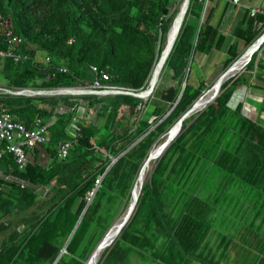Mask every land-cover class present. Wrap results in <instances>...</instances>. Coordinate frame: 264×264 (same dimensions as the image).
<instances>
[{
    "label": "trees",
    "instance_id": "trees-1",
    "mask_svg": "<svg viewBox=\"0 0 264 264\" xmlns=\"http://www.w3.org/2000/svg\"><path fill=\"white\" fill-rule=\"evenodd\" d=\"M179 1L0 0V50L9 49L11 37L21 38L12 47L24 56L18 62L0 56V85L57 89L99 84V90L139 93L149 87ZM165 9L169 12L162 23ZM207 10L202 0H190L161 73L170 71L173 84L158 85L148 100L126 93L27 96L0 91V115L11 114L28 126L39 119L49 123L48 140L29 150L24 170L10 152L0 158V264H53L60 254L56 264H88L115 217L130 205L151 150L212 86L203 76L198 84L190 80L197 53L209 54L226 40ZM263 33L264 15L250 12L234 31L245 48ZM241 55L238 42L231 43L223 70ZM256 59L257 52L245 71L254 69ZM248 80L244 72L229 78L204 111L183 121L144 183L127 224L97 264L130 249L150 253L154 264H193L215 223L212 213L224 208L221 198H236L239 189L246 190L248 206L264 217V127L229 106L237 87ZM73 97L96 108V115L77 116L79 103ZM61 102L68 108L63 113L57 110ZM187 134L192 135L189 146ZM69 140L76 141L68 157L58 160V146ZM5 147L0 140V151ZM228 187L235 191L227 193ZM237 239L225 254L226 264H264V227L249 221Z\"/></svg>",
    "mask_w": 264,
    "mask_h": 264
},
{
    "label": "crops",
    "instance_id": "crops-1",
    "mask_svg": "<svg viewBox=\"0 0 264 264\" xmlns=\"http://www.w3.org/2000/svg\"><path fill=\"white\" fill-rule=\"evenodd\" d=\"M252 8H259L261 10L260 14L264 15V0H241L238 5H234L231 0H211V3L207 8L209 10L208 13H211V23L218 28L219 33L224 35L226 40L221 48L213 49L209 54L197 53V55L199 54L202 57L205 56V59L208 60V64L215 66L218 58L225 59L227 57V50L231 43L238 42L239 50H243L244 41L238 40L234 35V31L239 23L248 16ZM259 61L261 64L258 66ZM201 67L204 70V67ZM244 74L249 80L247 83L241 84L237 87L229 102V106L232 109L238 110L245 118L264 127V42L259 46L257 51V59L255 61L254 69L251 71H245ZM227 189V193L230 194L235 191L234 187H228ZM239 191L241 193L236 198L231 196L230 199L240 201V209L233 210V217L231 220L225 218L228 221V228L220 229L219 231L222 232L223 230H226L229 232L228 237L230 239L228 240L227 238L225 241V245L227 246L226 252L232 250L234 243L238 240L239 228L245 223L251 221L249 212H255L254 207H249L247 204L248 196L246 197V190L239 189ZM253 203H257V199H253ZM216 209L218 211L216 210L212 213V215L215 216L214 220L216 216L220 215L218 207ZM236 213H239V215L236 216ZM224 223L225 222H222V224ZM216 226V223H214L210 229H215ZM211 247L212 245L206 246L207 249H210ZM225 254L220 261L218 260L219 257L214 259L209 258V256H206L204 253L200 256L197 254L198 257L195 258L193 264H203L204 261H214L219 262V264H226L227 259ZM154 260L155 259L152 255L148 252H142L138 249H130L126 254L122 253L117 256L116 264H154ZM231 262L232 261H230V263Z\"/></svg>",
    "mask_w": 264,
    "mask_h": 264
},
{
    "label": "rangeland",
    "instance_id": "rangeland-1",
    "mask_svg": "<svg viewBox=\"0 0 264 264\" xmlns=\"http://www.w3.org/2000/svg\"><path fill=\"white\" fill-rule=\"evenodd\" d=\"M183 1L182 0L181 2L179 1L176 5V7L174 6V8L172 9L173 11L175 9H177L176 11V18L175 20L173 21V23H175L176 19H177V16L179 15L180 13V9H181V6L183 4ZM173 25V24H172ZM171 25V26H172ZM168 35V34H167ZM166 44V43H165ZM165 44L162 45V48L165 47ZM246 48L244 47L242 51L245 50ZM258 51V50H257ZM256 51V52H257ZM40 59H43V58H40ZM44 60V59H43ZM225 59H221V58H218L217 59V63L215 66H212L211 64H208V60L205 59V56L202 57L200 56L199 54L196 56V59H195V62L193 63V71H192V74H191V77H190V80L193 84H198L199 83V77H204L207 81V83L211 86L215 83V81L222 75V73H224L225 71L223 70V62H224ZM203 66L204 67V70L203 68L201 67ZM246 70V67L242 69V71H240L239 73H237L236 75L234 76H237L243 72H245ZM163 76V77H162ZM232 76V77H234ZM231 77V78H232ZM1 79L0 78V84H1ZM158 83L156 85V87L159 85H161L162 87H166V86H169L170 84H173V79H172V74L170 71H164L163 74L160 75L159 79H158ZM1 86H4V85H1ZM6 87V86H4ZM155 87V89H156ZM9 88V87H7ZM95 90L97 89L96 86H94ZM11 89V88H10ZM14 89V88H12ZM27 89H31V90H50V89H32V88H27ZM106 89H112V88H106ZM154 89V90H155ZM206 91V90H205ZM205 91L203 92V94L205 93ZM154 92V91H153ZM153 94V93H152ZM151 94V95H152ZM69 95H72V96H79L77 94H69ZM82 95V94H81ZM150 95V96H151ZM149 98V97H148ZM148 98L146 100H148ZM71 100L73 101H76L79 103V105L77 106V111H76V114L77 116L79 117H89V118H93L95 115H96V108H92V107H89L87 105V102L82 99V98H78V97H73ZM210 105V104H209ZM208 107V106H207ZM206 109V107L204 108ZM58 112L60 113H63L65 111L68 110V108L63 104V102L60 103V105L58 106ZM204 110H199L197 112H202ZM128 114V112H127ZM132 121V120H131ZM76 128V127H75ZM170 133V132H169ZM188 135V134H187ZM187 140H186V145L189 146V144L191 143L192 141V135L189 134L187 136ZM166 138V137H165ZM164 138V139H165ZM166 152V151H165ZM165 154V153H164ZM163 154V156H164ZM178 154H176L175 156H177ZM162 156V157H163ZM175 156H173L172 158V161H171V166L170 167H173L172 164L175 163ZM159 158L158 160H156V162H153L152 163V166H151V169H150V172H149V175L147 177V179L150 177L151 173L153 172V170L157 167L158 163L160 162V160L162 159ZM30 160H31V156H30ZM42 161H44L43 158H41ZM172 170V169H171ZM196 171V170H195ZM194 171V173H195ZM193 173V174H194ZM170 175H172V171L170 172ZM146 179V180H147ZM205 190V189H204ZM239 198V197H238ZM221 200L223 201V207L219 213L220 215L219 216H216L215 218V223H216V228L215 229H210L209 232L207 233V235L205 236L204 240L202 241V243L200 244L199 246V249H197V254H199L198 256H200L201 254H205L206 256H209V258H218L219 257V261L222 259L223 255L225 254L226 252V245H225V241L226 239L228 238V240L230 239L228 237L229 235V232L226 231V230H223L222 232H219L220 229H226L228 228V221L225 219H229L231 220L232 217H233V210L235 208V204L239 203L241 205V202L238 201L236 203L235 200L231 201L232 199L230 198H221ZM239 200V199H238ZM131 203V202H130ZM264 207V204L261 206V208ZM263 209V208H262ZM127 209L125 211H123L122 213L118 214L114 221H113V224L112 226L118 221L120 220L124 214L126 213ZM250 220L253 221V222H257L258 224H260L262 227H264V217L262 216V212L261 211H250ZM223 214V215H222ZM123 215V216H122ZM236 216L239 215V213H236L235 214ZM222 222H225L224 224H222ZM99 231L100 229L98 228L96 231H95V236H97L99 234ZM212 247L210 249H207L206 246H211ZM229 247V246H228ZM118 251H120L121 249H123V244H119V246L117 247ZM93 254V253H92ZM150 254V253H149ZM91 257V256H90ZM116 260H117V253H113L111 255H109L108 258L105 259L104 263L105 264H116Z\"/></svg>",
    "mask_w": 264,
    "mask_h": 264
},
{
    "label": "built area",
    "instance_id": "built-area-1",
    "mask_svg": "<svg viewBox=\"0 0 264 264\" xmlns=\"http://www.w3.org/2000/svg\"><path fill=\"white\" fill-rule=\"evenodd\" d=\"M205 3V11L206 8L209 7L211 0H202ZM234 5H238L241 0H231ZM261 12L259 8H252L250 11L251 16H256ZM10 36V33H8ZM22 42L21 38L11 37L10 38V47L8 50H0V56L12 58L15 61H21L23 59V55L18 51H14L12 44ZM50 58H45L44 61L48 62ZM96 70V68H93ZM107 77V75H103ZM94 86L98 87L99 84H94L90 87H78L83 89H92L95 90ZM70 89L74 88H57L50 89L48 91L55 92H63L61 95H69ZM29 89H10L0 85V91L3 93H10L14 95H22L23 92L28 91ZM99 90V89H96ZM104 91H120L127 92L125 90H117L115 88L112 89H101ZM49 123L45 122L42 119L37 120L33 125L28 126L24 121L17 119L15 116L11 114H1L0 115V140L6 142V147L0 151V158H2L6 152H10L15 159L20 170H24L29 163V150H33V148L43 142H46L49 137ZM74 138L78 137L77 132L73 133ZM76 140H69L66 142H61L58 146L56 157L58 160H66L69 155V151L73 146ZM10 176H6V179H9ZM13 178V177H12ZM97 184H100V180L97 181ZM2 187H0V190Z\"/></svg>",
    "mask_w": 264,
    "mask_h": 264
},
{
    "label": "bare ground",
    "instance_id": "bare-ground-1",
    "mask_svg": "<svg viewBox=\"0 0 264 264\" xmlns=\"http://www.w3.org/2000/svg\"><path fill=\"white\" fill-rule=\"evenodd\" d=\"M185 9H186V6H183V4H182L181 9H180V13L177 16L175 23H173V25L170 27V30H169L168 35H167V41H166L165 47L162 51L161 57L158 60L157 65L153 71L152 77H151L150 82H149L150 83L149 87L147 88V90L145 89L146 91H144L142 93V95H144L145 98H147V96H145V95H147L148 89H150L151 87H155L158 83V79L162 73L164 63H165V61H166V59L170 53V50H171L172 45L176 39L179 28H180V26L184 20L185 11H186ZM259 46H260V41L257 42L254 46H252V47L250 46L251 48L248 47L243 51L240 58L237 61H235L228 68L229 70L228 71L226 70L227 72L225 71L226 72V73L224 72L225 74L222 73V75L215 81V83L210 88H208L205 91V93L199 98V100L196 103V108L194 110L195 111L194 113H196L199 110H204V108L207 107L216 98L219 91L221 90L223 83L226 80H229V78H231L232 76H234L237 73H239L240 71H242V69L246 67V65L249 62V59L259 49ZM77 89H79V88H74V89H70L67 91H69V93H72V94H75L77 92L80 93V91ZM178 130H179V126H175L170 131L168 136L165 139H163L162 141H160L158 144H156L154 146V148L151 150V153H150L147 161L145 162L144 166L142 167V171L139 174L137 181L135 183V186L133 188L132 199H131V203L129 206H131L132 203H134L136 198L137 199L139 198L141 189H142V187H143L144 183L146 182V179L149 175L152 163L156 162V160H158L159 158H161L163 156V154L165 153L167 148L170 146V144H168V140H170L171 141L170 143H172V141L176 138V136L178 134ZM128 211L129 210H127L126 213L124 214V216L122 215L123 217L120 220H118L109 229V231L107 232V235L104 239V245L110 243L111 241H113L117 237L120 225L122 224L123 220L125 219V216L127 215ZM105 249L106 248L103 246L98 252H96V254L91 258V260L89 261L88 264H97Z\"/></svg>",
    "mask_w": 264,
    "mask_h": 264
},
{
    "label": "water",
    "instance_id": "water-1",
    "mask_svg": "<svg viewBox=\"0 0 264 264\" xmlns=\"http://www.w3.org/2000/svg\"><path fill=\"white\" fill-rule=\"evenodd\" d=\"M189 3H190V0H184L183 1V6H186V11H185V14H186V12H187V10H188V7H189ZM168 12H169V10L168 9H165L164 10V15H163V19H162V23H164L165 21H166V19H167V16H168ZM183 23V22H182ZM182 25V24H181ZM180 28H181V26H180ZM180 28H179V30H180ZM169 32V31H168ZM178 33H179V31H178ZM178 33H177V35H178ZM176 38H177V36H176ZM176 40V39H175ZM260 41V45L264 42V33L251 45V47L252 46H254L257 42H259ZM175 42V41H174ZM173 45H174V43H173ZM173 45H172V47H173ZM250 47V48H251ZM172 49V48H171ZM171 51V50H170ZM251 60V58L249 59V61ZM229 69H227V71H228ZM226 71V72H227ZM225 72V73H226ZM224 73V74H225ZM223 74V75H224ZM156 87V86H155ZM155 87H151L150 89H148V93H147V95H145V96H147V98L153 93V91H154V89H155ZM77 90H79L80 91V93L79 92H77V93H75V94H77V95H81V94H99V95H108V94H120V93H126V94H131V95H134V96H137V97H141V98H143V99H147V98H145L144 97V95H142V93L144 92V91H146V90H143V91H141V92H139V93H135V92H129V91H127V92H120V91H104V90H92V89H83V88H79V89H77ZM61 94H63V92H55V91H46V90H31V89H29L28 91H26V92H23L22 93V95H27V96H42V95H61ZM197 103V102H196ZM196 103L193 105V107L192 108H190L189 110H188V112L175 124V126H179V130H181V128H182V125H183V121L187 118V117H189L190 115H192V114H194V110H195V108H196ZM174 126V127H175ZM173 127V128H174ZM172 128V129H173ZM171 129V130H172ZM170 130V131H171ZM171 141L170 140H168V144H171L170 143ZM117 161V158H114L113 159V162L111 163V165L108 167V169H107V171L112 167V165L115 163ZM142 171V170H141ZM141 173V172H140ZM98 187V186H97ZM97 187H96V189H95V191L97 190ZM137 201H138V199L136 198L135 199V201H134V203H132V205L131 206H128V208H127V210H129L128 211V213H127V215L125 216V219L123 220V222H122V224L120 225V228H119V232H118V234L120 233V231L122 230V228L127 224V222H128V220L130 219V217H131V215H132V213H133V211H134V209H135V207H136V204H137ZM106 235H107V233H106ZM106 235L104 236V238L102 239V241L99 243V245L97 246V248L95 249V251L93 252V254H92V256L90 257V259H89V261L91 260V258L96 254V252H98L103 246L105 247V248H107L108 246H110L112 243H113V241H111L110 243H108V244H106V245H104V239H105V237H106ZM118 236V235H117ZM65 250V249H64ZM63 250V251H64ZM61 255V254H60ZM60 255L58 256V258L56 259V261L53 263V264H56V262L58 261V259L60 258ZM89 261H88V263H89Z\"/></svg>",
    "mask_w": 264,
    "mask_h": 264
}]
</instances>
